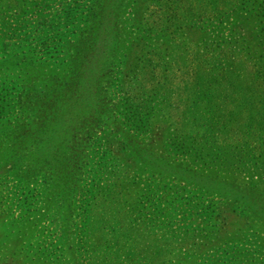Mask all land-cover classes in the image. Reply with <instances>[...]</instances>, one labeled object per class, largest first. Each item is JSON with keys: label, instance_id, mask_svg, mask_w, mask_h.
<instances>
[{"label": "rangeland", "instance_id": "obj_1", "mask_svg": "<svg viewBox=\"0 0 264 264\" xmlns=\"http://www.w3.org/2000/svg\"><path fill=\"white\" fill-rule=\"evenodd\" d=\"M113 1L111 74L98 76L93 116L74 120L93 123L70 152L75 184L54 186L53 161L42 164L47 180L33 157L47 130L0 91V264H264L259 7ZM98 2L0 0V77L30 76L31 92L47 90L40 60L56 45L45 34L52 18L72 12L85 27ZM26 123L31 140L17 146L14 131Z\"/></svg>", "mask_w": 264, "mask_h": 264}, {"label": "trees", "instance_id": "obj_2", "mask_svg": "<svg viewBox=\"0 0 264 264\" xmlns=\"http://www.w3.org/2000/svg\"><path fill=\"white\" fill-rule=\"evenodd\" d=\"M113 5V0H99L97 3V9L99 10L96 9L94 11L95 14L89 17V22L85 27L79 24L75 25L77 24L76 20L78 17L73 15L72 12L70 13L72 17H68L65 21L62 18H52L48 31L45 34L48 36V39L54 37L52 41L56 42V45L48 47L49 50L46 52L48 58L43 60V62L40 60L42 64L40 66L49 68L43 72V76L45 75L43 85L45 88L47 87V90L41 91L40 94L35 91L31 92V89H34V82L36 83L35 80L37 78L31 79L30 83V81H27V79H30V76L26 79L22 76L15 78L13 75H9V78L0 77V91H5L6 94L10 93V95L12 94L16 97L21 109L28 114L27 116L31 117L32 112L39 128L42 130L46 129L48 132L46 142L37 144L33 152V157L36 158V161H39V159L41 161L44 160V157H47L50 150L57 148L55 151L61 158L57 157V154H50L49 160L46 159L47 161H43L40 164L38 161L37 164L35 163L39 167V170L43 172L45 170L43 168L45 163L49 164V162L52 163L53 161V165L55 163L60 164L61 168H58L60 171L56 170V174L54 175L55 181L53 184L56 188H67L69 185L75 184L72 180L73 175L80 172V170L76 163L73 164V157L75 156L71 155L70 152L84 147L80 132L87 133L93 123L90 118L91 121H86L87 119L81 120L78 125L74 120L82 117L89 110L92 113L96 93L95 88L99 80L98 76L111 74L110 58L114 55L112 47L113 43L116 42L115 32L117 30L115 24L116 16L111 12ZM248 5L259 7V10L264 9V0H248L245 2L244 6L246 10L252 14L254 11ZM253 7L252 9H255ZM239 10L242 9L236 11L239 12ZM259 10L258 18L263 20L264 11ZM258 23V36L264 39V20H259ZM69 26H72L73 30L68 29ZM114 49L115 47L113 48V52H115ZM107 63H109V69L104 71V68L108 67ZM38 69L36 72L42 73ZM91 116H93V113ZM28 125L27 123L19 125L14 131L15 134L12 132L17 146H19V143L20 145H27L26 142L28 143L31 140V132L26 130ZM61 135L64 136L63 139H60ZM58 140L61 141V147H56V144H54ZM64 143H66L67 150H65ZM23 147L25 148V146H21V148ZM70 162L73 165L70 166ZM161 169L163 173L177 172L178 174L185 175L183 169L176 171L177 169L172 166H163ZM44 173L50 182L51 177L49 173ZM189 174L194 182L201 184L203 182V186H207V181H204L206 177L202 178L192 175L191 172ZM23 176L24 179H28L29 177L27 173L23 174ZM220 183V185H225V182ZM224 191L225 193L218 194H221L223 197L232 195V193H230L231 195H227L229 191L226 189ZM233 191H235L233 194L237 195V197L246 196V193L238 189H234Z\"/></svg>", "mask_w": 264, "mask_h": 264}]
</instances>
